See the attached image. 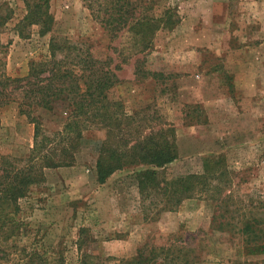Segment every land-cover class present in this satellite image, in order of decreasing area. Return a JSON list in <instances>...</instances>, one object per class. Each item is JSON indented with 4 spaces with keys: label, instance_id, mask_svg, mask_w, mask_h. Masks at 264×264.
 <instances>
[{
    "label": "rangeland",
    "instance_id": "1",
    "mask_svg": "<svg viewBox=\"0 0 264 264\" xmlns=\"http://www.w3.org/2000/svg\"><path fill=\"white\" fill-rule=\"evenodd\" d=\"M143 3H153L158 15L166 7L179 15L176 25L157 30L145 47L132 39L131 21L113 37L89 7L95 0H49L53 23L44 35L36 25L19 34L24 1L0 0V42L5 45L0 73L26 76L30 62L48 54L52 36L76 45V51L90 53L115 73L109 99L118 100L126 113L146 114L142 133L172 128L177 157L164 167L168 180L201 173L205 158L219 156L231 180L225 192L264 196V0ZM35 114L46 131L58 127L50 113ZM104 135L102 130L84 132L72 151L74 162L46 168L44 180L19 199L15 218L20 226L8 239L7 258L21 263L28 255L19 249L26 247L62 256L65 264H77L82 255L86 264H121L144 248L158 255L149 264H169L164 257L171 251L182 264H264V254L243 252L237 233L212 227L210 201L188 198L171 211L157 206L145 214L137 171L147 166L116 170L99 183L96 159ZM32 142L33 124L20 115L17 103L2 107L0 156L17 161L29 154ZM81 228L85 236L79 249Z\"/></svg>",
    "mask_w": 264,
    "mask_h": 264
},
{
    "label": "trees",
    "instance_id": "2",
    "mask_svg": "<svg viewBox=\"0 0 264 264\" xmlns=\"http://www.w3.org/2000/svg\"><path fill=\"white\" fill-rule=\"evenodd\" d=\"M26 12L16 24L19 34L26 27L38 26V33L51 31L53 17L49 0H23ZM138 0H95L93 14L111 32L113 37L128 24L136 45L147 46L151 36L159 29L172 28L179 22L174 8L166 7L160 15L154 13L153 3L148 6ZM97 6V7H96ZM150 10V12H148ZM148 12V13H147ZM131 21V22H130ZM130 22V23H129ZM76 45L67 44L52 36L45 58L32 60L26 76L9 77L0 73V109L15 102L20 115L33 124V142L29 154L13 161L0 156V264H65L62 256H48L36 248H20L28 255L21 263L7 258V242L20 226L15 218L18 201L32 184L45 178L44 170L74 162L75 150L84 132L104 131L98 146L96 178L103 183L116 170L131 166H147L137 171V188L141 208L145 214L152 207L173 210L183 200L201 198L212 202L211 224L214 229L234 232L241 237V248L247 255L264 254V196L234 195L225 192L230 185L229 171L223 167L222 157L205 158L201 173H188L173 179L164 175V167L177 157L174 131L170 127L151 128L142 133L145 115L129 114L122 110L118 100L109 99L107 91L116 82L115 73L104 69L102 61L90 53L76 51ZM76 51V52H74ZM5 45L0 42V58ZM142 70L137 69V74ZM152 77L158 73L147 72ZM37 110L46 111L58 121V127L45 130ZM151 119V118H150ZM219 165V169L210 168ZM80 229L79 249L85 236ZM14 246V245H13ZM140 248L134 258L121 264H149L158 258L152 250L146 254ZM19 251V252H20ZM172 251L165 253L169 264L175 262ZM163 259V258H162ZM77 264H86L84 256Z\"/></svg>",
    "mask_w": 264,
    "mask_h": 264
}]
</instances>
